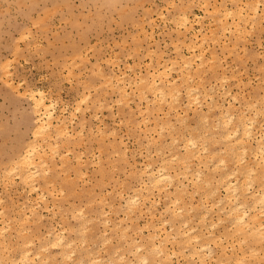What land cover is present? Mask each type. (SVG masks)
Returning a JSON list of instances; mask_svg holds the SVG:
<instances>
[{"label":"rangeland","instance_id":"374dc122","mask_svg":"<svg viewBox=\"0 0 264 264\" xmlns=\"http://www.w3.org/2000/svg\"><path fill=\"white\" fill-rule=\"evenodd\" d=\"M248 1L250 2L248 3L247 0H243V2L249 5L252 4L251 1L253 0ZM255 2H257V0H254L253 4ZM257 3L260 4L254 25L252 20L242 22V26L246 25V30L244 27H241L243 29L239 32L240 34L237 32L238 35L233 27V24L237 22L236 18L230 17L226 20L221 17L225 6L227 9H235V6L238 4L237 0H0V209H2L1 212L3 211L4 216L6 214L5 217L3 213L0 214V220L3 218L0 221V227L1 224L5 226L8 224L7 222H9L12 229L11 230L8 225L5 226L9 228L8 232L4 235L7 242L0 240V261L2 264H13L16 260L20 259L19 253L27 248L31 249L32 254L40 253L42 258L48 256V264H63L60 259L61 255H59L61 254L60 251L53 248L50 243H48V240L50 242L52 236L49 235L47 239L46 235V233L49 234L50 230L60 232V229L61 231L66 229L64 230V235L67 241H72L74 239V242H72L74 245L72 247L73 250H75L73 259L76 263L68 262L69 264H77L80 258H83L85 262L88 259L85 252L87 247H90L89 251H91L94 256L105 259V261H103L104 264L109 260L114 261L112 264H118V256L122 254H124L126 260L131 264H136L139 254H137L134 249H136L138 245H143L146 249L150 247L151 242L148 236L154 234L153 226H156L157 241L165 242L169 252L172 253L175 251L177 253L175 256L172 255V264H200L197 258L188 256V251L183 254L181 252L179 253V247L176 243L180 240L177 237V239L173 241V238L176 237V232H184L187 228H196V232L201 231L202 224L200 223V225L199 222L204 209L203 205H205L203 202H207V206L210 204L212 205L214 196L212 199L210 195H213L214 192L212 193V191H214L216 187L219 190L217 189L218 192H216L217 194L215 197H223L224 194H226L225 189L220 187L221 185L219 182L222 181L220 178L225 175L227 176L231 171L238 170V174H235V176H237L239 180L240 178L244 180L241 167L247 165L248 162L254 165L255 161L259 158V156L255 157L256 155L254 154L255 156H253L252 154L253 150L256 148V139H261L260 136H263L261 131L264 130V0H259ZM184 12H187L192 20V25H189V27L192 26V28L188 30L181 26V24H179L180 21L177 20L179 15ZM194 16L198 19L196 22H193L195 19ZM260 18L263 19L261 20ZM226 25L231 28V33L229 31L223 34L222 28ZM196 35L200 37L194 40ZM201 37L205 39L203 48L206 47L204 48L206 51L204 55V65L198 73L201 79L202 77L203 79L201 80L195 73L196 70H193V74H196V78L198 77L197 79L195 78L196 82L193 84L197 88L199 87L198 89L200 90H202L201 87H203V85L207 89L212 88V96L214 99L216 98V104L218 103L217 105L223 110L229 108L227 107L228 104L236 115V122L242 114L245 115L242 117L246 120L253 118L254 121V116L256 117L254 121V137L250 140L251 142L249 141L250 150L245 155L240 153L239 155L236 154L232 156V154H235L232 150L235 146H232L233 148L228 147L230 145L226 144L225 139H223L222 125L220 124L221 121L219 118L220 115H218L220 109L218 106L216 109L209 112L211 115V126H213V130L211 126L208 127L210 128L209 130L207 128L208 124L206 125L203 120L201 122L198 118L202 115L201 109H203V114L208 113L210 102L206 103L208 105L205 108L206 101H202L203 106H196V108L194 103L191 105V102L188 101L184 94L185 92H183L180 100V108L178 107L179 109L175 111L170 110L168 102L161 106L156 103L158 100H155V98L153 99L152 94H147L149 99L152 100L150 101L151 104H149L151 121L148 122L147 125H144L143 122L142 124L140 123L144 117H147L145 113L146 108H144V104H147V102H145L146 100H143V104H141L140 107L135 108L140 103L139 96H137L139 94L136 92L137 90L135 88H133V90L128 89V91L130 90L129 95L132 97L129 96V101H132L127 102L119 97L116 87L112 89L104 80V75H113L115 72H118L117 69L119 68L121 71L123 70L122 72H127V76L131 78L134 77L132 75V70L136 72L141 71L143 75H146L152 60L157 63L158 58L163 55L165 57L163 61L170 62L173 59L175 60L177 52L180 51V49L183 55L191 57L192 53H188L186 47L192 40L197 41V45L199 46L201 44L199 43L200 39H202ZM234 44L236 47L233 46ZM214 55L215 60H213ZM194 65L195 64H193V66ZM196 65L194 66L195 68ZM101 70L103 74L100 73L102 75H99ZM224 73L226 75L222 77ZM171 74L172 79L176 81V85L181 84V81H179L181 80L179 71H172ZM199 80L202 84L198 82ZM223 80L225 82H222L224 83V87L221 85L222 83H220ZM6 81L8 83L11 81L10 84L12 85L13 83L15 89L18 87L19 90L16 91L13 85L12 89L10 87L11 85ZM217 81L220 82L218 83ZM215 88L224 90L222 93L221 90H219L220 94L216 92L217 89ZM36 89L43 90L49 98L52 97L53 100L58 103L56 112L59 113L66 122H69V120L75 116L76 118H74L72 125H69L70 130H73L72 135H69L67 137L68 139L65 137L59 140V154L56 155L52 151L49 152L50 149H46L45 156L47 155L46 157L51 160L52 168L55 169H52L46 177H38L36 183H38V189L41 192L38 190L37 193H31L30 188L22 182L19 176L15 175L16 173H10L8 171V174L5 171L9 170V167H12L13 163L11 162L18 156L19 151L32 140L31 131L36 124V115L33 112L32 102L27 94L28 91ZM225 89L231 90L232 96L236 97L239 103H233L234 101L231 100V96H228V98L227 96L225 97ZM24 90L25 93H23ZM26 90L28 91L26 92ZM17 92H19V94ZM83 94L85 95L83 96ZM82 96L84 99L88 98V96L89 98L87 101H83L82 98L81 101L80 99ZM185 99H187L186 102L184 101ZM252 101L253 105L251 103ZM80 102L84 103L80 104ZM126 103L128 105H126ZM187 104L191 107L188 108ZM247 104H250V106ZM183 105L185 107H183ZM184 108L189 110L186 118L189 117L191 119H186V122L190 124H182L177 120V111L181 113L182 110H185ZM194 108H196V110H192ZM60 109L65 111L62 112ZM140 109L141 111L144 110V112H141L142 114L140 113ZM165 111L166 113L170 111L168 117L163 116L166 115V113H162ZM260 111L263 112L261 113ZM254 112L255 114L252 116ZM246 114L248 116H246ZM256 119H258V121ZM155 121L160 125H164H159L160 127L156 126V124L154 125ZM166 121H170L166 124L167 127L169 124L171 125L168 127L170 130L165 125ZM261 121H263V124H261ZM171 122L174 125H172ZM216 122L218 123L217 129H215L214 124ZM202 124H204L203 127L206 129L201 127ZM190 126L191 128H196V130L193 128L188 129ZM155 127L158 128L155 129ZM173 128L176 129V131ZM154 129L157 133L160 132L161 134H157L156 132L154 134ZM259 129L260 135L258 136ZM166 130L170 132L168 133ZM194 130L195 132L197 131V133L194 132L195 134L193 133V135L191 132ZM202 130L209 131V135L203 138L201 136L202 133L204 136ZM102 132L105 137L102 135ZM170 133L172 134L171 136ZM256 133L257 137H255ZM160 135H163L164 138ZM183 135L186 138L192 135L197 137V139L195 138L197 144L193 147V150L191 146L188 147L195 152L197 149L200 150V156L203 157L199 159L203 162V165L201 164L198 167L199 163L197 158L191 157L188 158L187 161L186 158L188 156L186 154V148L182 147V145L187 147V143L183 140V138H185ZM216 135L218 137L221 135L219 140H217L218 137ZM170 137H173V139L175 137L177 143L175 142V144H173V139ZM153 138L155 140H153ZM170 139L172 141H170ZM189 139L190 138L186 139V142ZM147 141L148 143L150 142L149 145ZM203 144L205 146H203ZM224 144L227 148L224 147ZM43 145L45 146L46 144ZM202 146L207 149L205 150ZM222 149L224 150L222 151ZM170 151H172V153H170ZM238 151L241 152V150ZM238 151L235 152L237 153ZM52 153L54 156H50L53 155ZM124 153H126V155H124ZM214 153L216 156H213ZM61 154L66 155L64 157L66 160H69L65 161V158L62 157ZM173 154L177 155V162L176 160H168L170 163L167 162L168 167H172L170 171L174 176L173 185L165 188V192L162 190L161 193L155 191L154 194L156 193V196L153 195L146 201L144 199L141 200L137 204L138 206L136 205L137 207H134L133 212L127 210L125 206L126 198L134 194V189L143 192L141 172L145 164L151 162L155 166H159L161 165L160 163H162V158L167 157V159H171ZM211 154L212 158H210ZM237 155L240 157L242 156V158L239 157L240 159H243V157L245 159L244 161L242 160V164L240 165H238L239 163H235L236 160H234L237 158L236 162L240 161L239 158L236 157ZM223 156L224 158L220 160ZM146 157H148V159ZM183 159L184 161H182ZM210 159H212V161ZM249 159H251V161ZM146 160H149V162ZM185 160L188 163L185 162ZM209 160L211 162L210 164ZM222 160L225 161V164L228 166L225 164L222 165ZM220 161H222V168L220 167L221 165L218 166L219 164H217L218 167L215 165ZM211 164L215 165L216 168L213 166L211 167ZM131 166L132 168H130ZM187 166L190 170L188 168L189 171L186 169L187 171L185 172L184 169ZM225 166L226 168H224ZM181 168H183V170ZM199 168L203 171L202 181H200L202 183H196V172H198ZM139 169H141V172H139ZM260 169L258 171H261ZM172 170H174V172ZM195 170L197 171L195 172ZM182 173H184V175L185 173L189 175L187 177L186 175L182 177ZM5 174L9 177H6ZM190 174L193 175V182L189 180L191 178ZM79 177H83L84 179H79ZM12 178L14 179L12 180L13 182L11 181ZM226 179H228V177ZM144 180H146V177H144ZM195 180L196 182L194 183ZM229 180H234V178ZM204 181L207 183H204ZM192 185L197 186V188ZM257 185L256 183L250 190H258L259 185ZM175 186H177L178 189H176ZM206 186L207 189L204 190ZM208 189H210L209 193H212H208L211 199L209 196L205 198V193L208 192ZM58 190L62 195L59 194ZM42 193L46 195L44 200L38 198L40 196L36 197L37 194ZM190 194H193V196ZM208 198L211 201H207ZM180 199L181 201H179ZM170 200H177L178 204L172 206L169 202ZM151 203L153 206H151ZM33 204L35 207L37 204L40 207H34L36 214L30 216V207ZM46 206L50 207L47 208ZM177 208H182L180 209L181 213L180 211L176 212L180 214L181 217L176 216L177 218L175 219L171 212ZM80 210L84 213V217L82 216L83 218L79 215ZM77 211L79 214L74 217ZM124 211L126 212L124 213ZM141 211H143V213L138 214ZM182 212L185 213L184 216L181 215L183 214ZM101 214L104 215L102 216ZM25 215L30 218L23 217ZM89 218L93 220L91 221ZM216 218H218V213H216V216L215 213H213L212 220L207 219V223L210 224L211 221L216 222L218 220H216ZM189 219L191 221H189ZM23 220H26V222ZM105 220L108 221L107 224ZM224 220H226L227 223ZM185 221L188 223H184ZM223 221V223L222 221L221 223L219 222V224L217 223V228L210 230L208 227V234L206 230H203V232L205 231V236H207H204V238L212 239V237L208 238L209 234L212 233L210 231H213L217 236L227 235V237L224 238L227 244L224 242V246L228 247V255H230V253L232 255L233 253L239 252V248H242L246 252L248 251L247 254L249 251L256 248L257 245L250 239H247L244 243L240 235L236 234L232 236L233 238L228 236L232 234L234 229L229 226L230 222L226 217L225 219L223 218ZM163 222H167V224ZM169 222L170 225L168 224ZM178 222L182 224L180 225ZM183 224H187L188 226ZM177 225H180V230L177 229L179 228ZM194 225L197 227H194ZM80 226L81 228H79ZM174 226L176 228H174ZM85 227H87V230ZM157 227L159 229H157ZM121 229L124 233H122L123 231ZM139 229L142 231H138ZM222 230H224L223 233L221 232ZM18 231L20 232L18 233ZM24 231H26L28 235ZM84 231L87 232L85 233ZM77 232L80 233L77 234ZM103 232L104 238L102 237ZM166 234H172L168 243L165 241ZM44 235L46 237H44ZM85 236L88 238L87 240H84L86 239ZM90 238L92 240H89ZM108 238L111 241H108ZM241 240L243 241L242 247L237 244V241L240 243ZM105 241L106 245H104ZM7 243H9V246H7ZM24 244H27L26 247ZM245 244H248L247 247ZM42 246L43 248L41 249ZM213 247L217 255L219 247H215L214 245ZM105 248H107V251L104 250ZM37 249L38 252H36ZM47 249L49 251H47ZM117 249H119V252ZM131 249L132 252L135 251V253L133 252L134 254L130 252ZM260 249L264 252V241ZM96 250L97 252H95ZM114 250L118 253H115ZM134 255V258L137 259H135V261L133 259ZM248 255V262L246 261V263L256 264L257 259L253 256H251L250 259V255ZM155 258V261L159 259L157 255ZM36 260L35 263L31 262L29 264H38L39 259ZM207 260L210 261V259ZM262 264H264V259L262 260Z\"/></svg>","mask_w":264,"mask_h":264},{"label":"bare ground","instance_id":"6f19581e","mask_svg":"<svg viewBox=\"0 0 264 264\" xmlns=\"http://www.w3.org/2000/svg\"><path fill=\"white\" fill-rule=\"evenodd\" d=\"M236 1V0H235ZM238 1V4L235 6V9L233 10V9H227L226 8V6H225V8H224V11H223V14H221L222 16L221 17H223V18H225L226 20L228 19V18H230V17H233V18H236V20H237V22H235V24H233L234 26V29H235V32L237 33H239V32H241L242 31V29L243 28H241V27H244L245 28V30H246V25H243L242 26V22H247V21H249V20H252L253 21V25H254V23H255V20L257 19V14H258V9H259V4L257 3V2H259V0H257V2H255L254 4H253V2H254V0L253 1H251L252 2V4L251 5H249L248 3L250 2V1H248L247 0V2L248 3H246V2H243V0H237ZM245 1V0H244ZM205 4V3H204ZM223 9V8H222ZM218 10H219V8H218ZM220 12V11H219ZM197 17V16H196ZM194 18H195V16H194ZM193 18V19H194ZM221 19V18H220ZM261 19V18H260ZM263 19V18H262ZM261 19V20H262ZM177 20H179L180 21V23L179 24H181V26H183V27H185L186 28V30H188L189 28H192V26L191 27H189V25H192L191 23H192V20H191V17L188 15V13L186 12H184V13H181L180 15H179V18L177 19ZM198 19H194V21L193 22H196ZM178 21V22H179ZM234 23V22H233ZM247 24V23H246ZM230 25V24H229ZM217 26V25H216ZM203 28V27H202ZM252 28H253V26H252ZM200 29V28H199ZM212 30V29H211ZM233 30V29H232ZM230 31V33H231V28L230 27H228V25H226V26H224L223 28H222V33L223 34H226V32H229ZM192 32V31H191ZM237 33V34H238ZM196 34V33H195ZM240 34V33H239ZM238 34V35H239ZM213 36V35H212ZM200 37V36H199ZM197 35L195 36V38H194V40H196L197 38H199ZM202 39H200V42L199 43H201L199 46L197 45L198 44V42L197 41H194V40H192V41H190L189 42V44L187 45V50H188V53L190 52V53H192V56L191 57H188V56H186V55H183L182 53H181V49H180V51H178L177 52V57L175 58V60L173 59V60H171L170 62H165V61H163V59L165 60V57L162 55V56H160L159 58H158V60H157V63H155L153 60L151 61V65H149V68H148V71H147V74L146 75H143V73L141 72V71H139V72H136V71H133L132 70V72H133V76L134 77H128L127 76V72H122L121 71V69L119 68V69H117L118 70V72H115L113 75H104V80H105V82H106V84L107 85H109V87H111L112 89L114 88V87H116V89H118V95H119V97L121 98V99H124V100H126L127 102L129 101V92H130V90H133V88H135L136 90V92L139 94V95H137V96H139V99H140V103L135 107V108H138V107H140L141 106V104H143V100H146L145 102H147V104H144L145 106H144V108H146V114H147V117L145 118L144 117V119H142V121H141V123L140 124H142V122H143V124L144 125H147V123L148 122H150L151 121V119H150V117H151V113H150V105L149 104H151V102L150 101H152V100H150L149 99V97H148V95L147 94H152L153 95V99L155 98V100L157 99L158 101H160V102H156L157 104H159V105H161L162 106V104L164 105V103H166V102H168L169 104L168 105H170V110H177V109H179L180 108V100H181V95L183 94V92H185L184 94L186 95V98L188 99V101L189 102H191V105L194 103V106L196 107V106H203V103H202V101H206L205 102V104L206 103H209L210 102V105L208 106V113L207 114H203V109H201V112H202V115H200V117L198 118V119H200L201 120V122H202V120L206 123V125L208 124V126H207V128L209 127V126H211V115H210V113L209 112H211V111H213L214 109H216L217 108V104H216V98L214 99V97L212 96V94H213V89L211 88V89H207L204 85H203V87H201L202 88V90H200V89H198L193 83L194 82H196V80H195V78H196V74L198 75V77H200V74L198 73L199 72V70L201 69V67L204 65V55H205V51H206V49H204V48H206V47H204L203 48V44H204V42H205V39L203 38V37H201ZM216 39V38H215ZM233 46H235V44L233 45ZM236 47V46H235ZM179 48V47H178ZM178 50V49H177ZM215 54V53H214ZM191 55V54H190ZM189 55V56H190ZM216 55V54H215ZM215 55H214V59L213 60H215ZM211 60V59H210ZM209 61V60H208ZM212 61V60H211ZM213 62V61H212ZM196 63H197V65H196ZM211 63V62H210ZM193 64H195L196 65V68L193 66ZM215 64V63H214ZM214 66V65H213ZM6 67V66H5ZM4 67V68H5ZM100 67V66H99ZM113 67V66H112ZM200 67V68H199ZM213 68V67H212ZM101 69V68H100ZM130 69H132V68H130ZM129 69V70H130ZM193 70H196V74H193ZM226 70V69H225ZM115 71V70H114ZM172 71H176V72H178L179 71V76H180V78H181V80H179V81H181V84H179V85H176V81L175 80H173L172 79V74H171V72ZM100 73H102V70H101V72H99V75H102V74H100ZM205 73V72H204ZM225 73H224V76H222V77H225ZM5 76V75H4ZM197 77V78H198ZM227 77V76H226ZM196 78V79H197ZM176 79V78H175ZM200 79H201V77H200ZM202 79H203V77H202ZM201 79V80H202ZM223 79V78H222ZM225 79V78H224ZM227 79V78H226ZM241 81V80H240ZM7 82V81H6ZM198 82H200V80L198 81ZM218 82V81H217ZM220 82V81H219ZM218 82V83H219ZM222 82H224V80L223 81H221L220 83H222ZM8 83V82H7ZM10 83H11V81H10ZM10 83H8V84H10ZM201 83V82H200ZM225 83V82H224ZM224 83H222L221 85H223V87H224ZM202 84V83H201ZM11 85V84H10ZM12 85H13V83H12ZM12 85L10 86L12 89H13V87H14V85H13V87H12ZM227 85V84H226ZM16 86H18V85H16ZM181 86V87H180ZM212 86H213V84H212ZM223 87H221V88H223ZM182 88H183V90H182ZM209 88H210V85H209ZM232 88V87H231ZM14 89H15V87H14ZM128 89H130L129 91H128ZM215 89H217V88H215ZM16 91H18L19 89H18V87L15 89ZM219 90H221L220 88H219ZM219 90L217 89L216 90V92H219ZM224 89H222L221 90V93H222V91H223ZM28 90H26V92H27ZM18 94H19V92H17ZM23 93H25V90H24V92ZM220 93V92H219ZM220 93V94H221ZM108 94V93H107ZM110 94V93H109ZM28 97L30 98V100H31V102H32V108H33V112H34V114L36 115V117H35V120H36V124H35V126H34V128L32 129V140L22 149V150H20L19 151V154H18V156L14 159V161L13 162H11V163H13V165H12V167H9V170H7V171H5L6 173H8V171L10 172V173H12V172H14V173H16L15 175H17V176H19V178L22 180V182L28 187V188H30V192L32 193V192H36L37 193V191L39 190L38 189V183H36L37 182V178L38 177H40V176H45L46 177V175L49 173V172H51L52 171V169H55V168H52V165H51V160L49 159V158H47L46 156H45V151H46V149L48 148V150H49V152H53L54 154H59V140L60 139H62V138H67L69 135L71 136L72 135V131L73 130H70V126L69 125H72V123H73V120H74V118H76V116L74 115V114H72L73 116H75V117H73L72 119H70L69 120V122H66L62 117H61V115H59V113H57L56 112V108L58 107L57 105H58V103L56 102V101H54L53 100V98H52V100H51V98H49L48 97V95L43 91V90H40V89H36V90H31V91H28ZM85 94H83V96H84ZM133 95V94H132ZM136 95V94H135ZM224 95H225V97L227 96V98H228V96H231V100L232 101H234L233 103H239V101H238V99L236 98V97H234V96H232V94H231V90H226L225 89V91H224ZM81 97V101H82V98H83V101H87V99L89 98V96H88V98H85L84 99V97ZM221 96V95H220ZM219 96V97H220ZM223 96V95H222ZM86 97V96H85ZM131 97V96H130ZM134 97V96H133ZM132 98V97H131ZM221 98V97H220ZM128 99V100H127ZM187 99H185L184 101L186 102V100ZM255 99V98H254ZM155 100H154V102H155ZM246 100V99H245ZM132 101V100H131ZM131 101H129V102H131ZM188 101H187V103H188ZM227 101V100H226ZM258 101V100H257ZM256 101V102H257ZM118 102V101H117ZM221 102V101H220ZM228 102V101H227ZM83 104L84 102H80V104ZM119 103H121V102H119ZM155 103V104H156ZM250 103V102H249ZM252 103V105H253V101L251 102ZM78 104H79V102H78ZM156 104V105H157ZM196 104V105H195ZM198 104V105H197ZM230 104V103H229ZM232 104V103H231ZM126 105H128L127 103H126ZM189 104H187V106H188ZM207 105L208 104H206L205 105V108L207 107ZM248 105V104H247ZM78 106V105H77ZM80 106V105H79ZM248 106H250V104L248 105ZM247 106V107H248ZM160 107V106H159ZM158 107V108H159ZM179 107V108H178ZM183 107H185L184 105H183ZM191 106H188V108H190ZM223 107V106H222ZM227 107H229V108H227L226 110L224 109H221V107L220 106H218V108L220 109L219 111V113H218V115H220V121H221V125H222V132H223V139H225V141H226V144H228V145H230V146H228V147H231V148H233L232 146H235L234 147V149H232L234 152L233 153H235V154H232V156H235L236 154H240V153H243L244 155L245 154H247L248 153V151L250 150L249 149V147H250V144H248L249 143V141L250 140H252L253 139V132H254V129H255V127H254V121H255V116H254V121H253V118H251V119H248V120H246V119H244L242 116H245V115H243L242 113V116H240L239 114H237V115H239L240 116V118L237 120V122H236V115L234 114V112L231 110V107L230 106H228V104H227ZM88 108H89V106H88ZM143 108V109H144ZM182 108V107H181ZM187 108V109H188ZM197 108V107H196ZM196 108H194V109H192V110H196ZM237 108V107H236ZM63 109V108H62ZM80 109V108H79ZM160 109V108H159ZM185 109V108H184ZM260 109V108H259ZM262 109H263V107H262ZM261 109V110H262ZM61 110V109H60ZM77 110H78V108H77ZM181 110V109H180ZM247 110V109H246ZM62 112L63 111H65V110H61ZM174 111V112H175ZM189 110H182V112L180 113V111L178 112L177 111V113L176 114H178L177 115V120H178V122H180V123H182V124H188L189 122H186V119L187 120H189V119H191V118H186L187 117V112H188ZM242 111H244V110H242ZM258 111V110H257ZM264 111V110H263ZM263 111H260L261 113L263 112ZM59 112V111H58ZM78 112V111H77ZM79 112H80V110H79ZM141 112H144V110L143 111H141V109H140V113ZM159 112V111H158ZM169 112L170 111H168V113H166V111L165 112H162L163 114L164 113H166V115H163V116H169L170 114H169ZM192 112V111H191ZM259 112V111H258ZM157 113V112H156ZM160 113H161V111H160ZM205 113V112H204ZM61 114V113H60ZM142 114V113H141ZM175 114V115H176ZM182 114H184V115H182ZM191 114V113H190ZM193 114V113H192ZM201 114V113H200ZM255 114V112L252 114V116ZM157 115H158V113H157ZM257 115V114H256ZM261 115V114H260ZM264 115V114H263ZM197 116V115H196ZM246 116H248L247 114H246ZM160 117H162V116H160ZM213 117V116H212ZM242 117V118H241ZM214 118V117H213ZM216 118V117H215ZM248 118V117H247ZM164 120H166V119H164ZM163 120V121H164ZM169 120V119H168ZM199 120V121H200ZM257 121H258V119H256ZM71 121V122H70ZM198 121V122H199ZM263 121H264V119H263ZM263 121H261L262 123L261 124H263ZM153 122V121H152ZM156 122V121H155ZM154 122V125L156 124V126H159L160 124H158L157 122L155 123ZM168 122H170V121H166L165 122V125L168 123ZM177 122V123H178ZM201 122H200V124H201ZM173 123H174V121H173ZM257 123V122H256ZM260 123V122H259ZM139 124V125H140ZM171 124H172V122H171ZM190 124V123H189ZM215 124V129H217L218 128V126H217V122L216 123H214ZM261 124H259V125H261ZM134 125V124H133ZM164 125V124H163ZM162 124L160 125V126H163ZM172 125H174V124H172ZM178 125H179V123H178ZM203 125L204 124H202V126L201 127H203ZM232 125H233V127H232ZM235 125V126H234ZM159 126V127H160ZM169 126H171L170 124L168 125V127ZM187 126V125H186ZM199 126V125H198ZM197 126V127H198ZM217 126V127H216ZM85 127V126H84ZM166 127H167V125H166ZM167 127V128H168ZM183 127V126H182ZM261 127V126H260ZM144 128V127H143ZM156 128H158V127H155V129ZM172 128V127H171ZM192 129L191 128V126L190 127H188V129ZM199 128V127H198ZM204 128V127H203ZM213 128V126H211V129ZM262 128V127H261ZM260 128V129H261ZM264 128V127H263ZM101 129V128H100ZM154 129V134H155V132H156V130ZM166 129V128H165ZM169 129V128H168ZM174 129V128H173ZM193 129H195L196 130V128H193ZM202 129V128H201ZM204 129H206V128H204ZM209 130H210V128H208ZM207 129V130H208ZM260 129H259V134H258V136L260 135ZM92 130V129H91ZM146 130V129H145ZM159 130H160V128H159ZM162 130H164V129H162ZM170 130V129H169ZM167 131L168 133L170 132V131ZM175 131H176V129H174ZM183 130H185V129H183ZM195 130L193 131V132H191L192 134L195 132ZM203 131L204 132V136H203V133L201 134V136L203 137V138H205L206 136H208L209 135V131ZM213 130V129H212ZM263 130V129H262ZM100 131V130H99ZM99 131H98V133H99ZM264 131V130H263ZM263 131H261L262 133H263V136H260L261 137V139H256V148L253 150V156H255V157H257V156H259V158L255 161V164L254 165H252L251 163L249 164V162H248V164L247 165H245V166H242L241 168H242V170H243V175H244V180H241V178H240V180L238 179V177L237 176H235V174H238V170H234L233 172L231 171V173H229L225 178L224 177H222V178H220V179H222V181H220L219 182V184L221 185L220 187H223L224 189H225V193L226 194H224V196L223 197H215V195L217 194L216 192H218L217 191V187H216V189L214 190V191H212V193H213V195H210V196H212V199H213V196H214V200L212 201V205L210 204L209 206H207L206 204H207V202H203L205 205H203L204 206V209H203V212H202V214H201V217H200V222H199V224L201 223L202 224V230L201 231H199V232H196V228L195 229H193V228H190V229H188L187 227H185L187 224H183V225H185L184 227L185 228H187V230L186 231H184V232H182V231H177L176 232V237L175 238H173V241H174V239H177V237H178V239L180 240L179 242H177L176 243V245L179 247V253L181 252L182 254L184 253V252H186V251H188V256H190V257H194V258H197L198 259V261L200 262V264H247L246 263V261H247V255L250 257V259H251V256H253V257H255L257 260H256V264H262V260L264 259V252L260 249V246H262V243H263V241H264V132ZM82 132V131H81ZM104 132V131H103ZM102 132V133H103ZM115 132V131H114ZM256 132V131H255ZM79 133V132H78ZM157 133V132H156ZM177 133V132H176ZM182 133V132H181ZM188 133V132H187ZM195 133H197V131L195 132ZM194 133V134H195ZM200 133V132H199ZM261 133V134H262ZM149 134V133H148ZM157 134H161L160 132L159 133H157ZM177 134H179V133H177ZM176 134V136L178 137V135ZM190 134V133H189ZM193 134V135H194ZM212 134V133H211ZM77 135V134H76ZM78 135H80V134H78ZM104 137H105V135H104V133L102 134ZM110 135V134H109ZM147 135V134H146ZM172 134L170 133V136H171ZM189 136L188 138H190L189 140H187V142H186V139H188V138H186L184 135H183V137H185V138H183V140H184V142L185 143H187L186 145H187V147H185L184 145H182V147L183 148H186V154H187V161H188V158H197L198 160V167H199V165H203V162L202 161H200V159L199 158H202L203 156H200V150L199 149H197L196 150V152L195 151H192L193 150V147H195L196 146V142H197V137H195V136ZM111 136V135H110ZM114 136V135H113ZM160 136H162L163 138H164V136L163 135H160ZM175 136V135H174ZM182 136V135H181ZM211 136V135H210ZM215 136V135H214ZM217 136V135H216ZM221 136V135H220ZM219 136V137H220ZM162 137H161V139H162ZM169 137V136H168ZM176 137V138H177ZM200 137V136H199ZM218 137V136H217ZM219 137H218V139L217 140H219ZM255 137H257V133H256V135H255ZM83 138V137H82ZM170 138H172L173 139V137H170ZM196 138V139H195ZM212 138H213V136H212ZM68 139V138H67ZM151 139V138H150ZM156 139H158V138H156ZM161 139H159V140H161ZM201 139V138H200ZM215 139V138H214ZM148 140V139H147ZM153 140H155L154 138H153ZM216 140V141H217ZM255 140V139H254ZM150 141V140H149ZM168 141V140H167ZM170 141H172L171 139H170ZM203 141V140H202ZM205 141V140H204ZM215 141V142H216ZM175 142L177 143V141H176V139H175V137H174V139H173V144H175ZM184 142H183V144H184ZM251 142V141H250ZM153 143H156V142H153ZM168 143V142H167ZM172 143V142H171ZM202 143V142H201ZM201 143H199V144H201ZM43 144H46L45 146L43 145ZM147 144L149 145L150 144V142L148 143V141H147ZM189 144V145H188ZM215 144V143H214ZM159 145V144H158ZM225 145V144H224ZM47 146V147H46ZM115 146V145H114ZM156 146V145H155ZM166 146H168V145H166ZM172 146H174V145H172ZM188 146H191L192 147V150H190L189 149V147ZM203 146H205L204 144H203ZM202 146V147H203ZM46 147V148H45ZM149 147V146H148ZM169 147V146H168ZM190 147V148H191ZM224 147H226L227 148V146L225 145ZM252 147V146H251ZM165 148V147H164ZM171 148V147H170ZM197 148H199V147H197ZM205 150L207 149V148H205V147H203ZM209 148V147H208ZM168 149V148H167ZM172 149V148H171ZM170 149V150H171ZM202 149V148H201ZM203 149V150H204ZM105 150V149H104ZM161 150V149H160ZM159 150V151H160ZM165 150H166V148H165ZM202 150V151H203ZM204 150V151H205ZM224 149H222V151H223ZM238 150H241V152H239ZM70 151V150H69ZM158 151V152H159ZM175 151V150H174ZM185 151V150H184ZM231 151V150H230ZM235 151H238L237 153L235 152ZM68 152V151H67ZM125 152V151H124ZM52 153V154H53ZM168 153H169V151H168ZM170 153H172V151H170ZM206 153V152H205ZM222 153V152H221ZM54 154L53 155H50V156H54ZM209 154V153H208ZM207 154V155H208ZM242 154V155H243ZM255 154V155H254ZM48 155H49V153H48ZM124 155H126V153H124ZM152 155V154H151ZM164 155H166V154H164ZM203 155H204V152H203ZM236 156V157H240V156ZM243 155V156H244ZM61 156L62 157H64V156H66V155H62L61 154ZM60 156V157H61ZM80 156H81V154H80ZM184 156V155H183ZM200 156V157H199ZM205 156V155H204ZM209 156V155H208ZM211 157L210 158H212V154L210 155ZM213 156H216L215 155V153H214V155ZM119 157V156H118ZM126 157V156H125ZM235 157V158H236ZM248 157V156H247ZM254 157V158H255ZM65 158V157H64ZM79 158V157H78ZM147 159H148V157H146ZM224 158V156L223 157H221L220 158V160L221 159H223ZM240 158H242V156L240 157ZM239 158V162H236L237 161V158L236 159H234V160H236L235 161V163H239L238 165H240V164H242V160L244 161L245 159H244V157H243V159H240ZM249 158V157H248ZM54 159V158H53ZM81 159V158H80ZM177 159V155H175V154H173L172 156H171V159L169 158V159H167V157H164V158H162V163H160L161 165H159V166H155L153 163H148V164H145V166H144V169L142 170V172L140 171L141 169H139V172H141L142 174H141V178L143 179V181H142V186H143V192H140V191H137L138 189H134L135 191H133V195H129V197L128 198H126V200H125V206H126V208H127V210H129L130 212L132 211H134L133 209H134V207L136 208L138 205V203L141 201V200H147V199H149L151 196H153V195H155L154 194V192L156 191V192H160L161 193V190L163 191V192H165V188H168V187H170V186H172L173 185V182H174V176L172 175V173H171V171H170V169L172 168H169L168 167V163L167 162H169L168 160H170V161H175ZM185 159V158H184ZM184 159L182 160V161H184ZM67 160H69V159H67ZM66 160V158H65V161H67ZM98 160H99V158H98ZM107 160V159H106ZM152 160V159H151ZM211 161H212V159H210ZM210 160H209V164L211 163L210 162ZM248 160V159H247ZM250 161H251V159H249ZM82 161V160H81ZM100 161V160H99ZM126 161H128V160H126ZM147 161V160H146ZM186 160H185V162H187ZM223 161V160H222ZM222 161H220L219 163H216L215 165H216V167H218V166H220L221 165V162ZM147 162H149V160L147 161ZM160 162H161V160H160ZM176 162H177V160H176ZM181 162V161H180ZM230 162V161H229ZM241 162V163H240ZM247 162V161H246ZM245 162V163H246ZM83 163V162H82ZM94 163V162H93ZM170 163V162H169ZM174 163V162H173ZM188 163V162H187ZM192 163V162H191ZM206 163V162H205ZM205 163H204V166H205ZM226 162L225 161H223L222 162V165H224ZM64 164V163H63ZM206 164H208V163H206ZM217 164H219L218 166H217ZM65 165V164H64ZM63 165V166H64ZM82 165H84V164H82ZM98 165H99V162H98ZM184 165H186V164H184ZM183 165V166H184ZM187 165H189V164H187ZM215 165H212L211 164V167L213 166V167H215ZM220 166L221 168L223 167V166ZM225 165H227V164H225ZM244 165V164H243ZM112 166V165H111ZM133 166V165H132ZM132 166L130 167V168H132ZM177 166V165H176ZM180 166H182V165H180ZM228 166V165H227ZM101 167V166H100ZM207 167V166H206ZM215 167V168H216ZM66 168V167H65ZM134 168H135V166H134ZM185 168V167H184ZM188 166L184 169L185 170V172L188 170ZM208 168V167H207ZM207 168H206V170H207ZM224 168H226V166L224 167ZM261 168V169H260ZM178 169V168H177ZM182 170H183V168H181ZM187 169V170H186ZM198 169V168H197ZM218 169V168H217ZM261 170V171H258V170ZM135 170V169H134ZM180 170V169H179ZM189 170H190V168H189ZM188 170V171H189ZM222 170V169H221ZM70 171V170H69ZM78 171V170H77ZM173 172H174V170H172ZM197 170H195V172H196ZM4 172V171H3ZM65 172H66V170H65ZM64 172V173H65ZM131 172H132V170H131ZM135 172V171H134ZM177 172V171H176ZM181 172V171H180ZM210 172V171H209ZM63 173V174H64ZM85 173H86V171H85ZM178 173V172H177ZM190 173H192V172H190ZM197 173V175H196V179H197V182H196V180L194 181V183L196 182V183H198V182H200V181H202V173H203V171L201 170V168H199V170H198V172H196ZM213 173H214V171H213ZM9 174V173H8ZM83 174V173H82ZM183 174V176L182 177H184L185 175H186V173H185V175H184V173H182ZM193 174V173H192ZM85 175V174H84ZM133 175V174H132ZM175 175V174H174ZM177 175V174H176ZM180 175V174H179ZM189 175V174H188ZM188 175H186V177L188 176ZM5 176L7 177L8 175H6L5 174ZM4 176V177H5ZM68 176V175H67ZM192 176L193 175H191L190 174V179L189 180H191L192 181ZM241 176V175H240ZM5 177V178H6ZM9 177V176H8ZM13 177V176H12ZM15 177V176H14ZM69 177V176H68ZM144 177H146V180H144ZM228 177V179H226ZM237 177V178H236ZM4 178V179H5ZM16 178V177H15ZM83 177H79V179H82ZM177 178H178V176H177ZM195 178V177H194ZM232 178H234V180H229V179H232ZM8 179V178H7ZM20 179H19V181H20ZM75 179V178H74ZM84 179V178H83ZM12 180H14L13 178L11 179V181ZM188 180V181H189ZM51 181V180H50ZM141 181V180H140ZM13 182V181H12ZM183 182V181H182ZM193 182V181H192ZM191 182V183H192ZM209 182V181H208ZM218 182V181H217ZM194 183H192V184H194ZM200 183H202V182H200ZM204 183H207V182H205L204 181ZM258 184L257 186H258V190L256 189V191H251L250 189H252V187H254V185L255 184ZM73 184V183H72ZM182 184V183H181ZM51 185V184H50ZM179 185V184H178ZM198 185V184H197ZM207 185V184H206ZM59 186V185H58ZM60 186H61V184H60ZM59 186V187H60ZM181 186V185H180ZM180 186H178V187H180ZM193 186V185H192ZM195 186V185H194ZM193 186V187H194ZM256 186V187H257ZM139 187H140V185H139ZM196 188H197V186H195ZM27 188V189H28ZM58 188V187H57ZM175 188L176 189H178L177 188V186H175ZM181 188V187H180ZM179 188V189H180ZM42 189V188H41ZM45 189H46V187H45ZM205 189H207V186L204 188V190ZM56 190V189H55ZM60 190V189H59ZM59 190H58V192H59ZM167 190V189H166ZM169 190H170V188H169ZM209 190L210 189H208L207 191V193H205L206 194V197H205V194H204V192H203V194H204V197L205 198H207V196H209V194L211 193H209ZM219 190V189H218ZM40 191V190H39ZM60 191H62V190H60ZM64 191V190H63ZM123 191V190H122ZM176 191V190H175ZM30 192H29V190H28V193L30 194ZM41 192V191H40ZM57 192V193H58ZM177 192V191H176ZM80 193V192H79ZM184 193V192H183ZM182 193V194H183ZM195 193H196V195H197V192L195 191ZM209 193V194H208ZM211 193V194H212ZM59 194H61L60 192H59ZM169 194V193H168ZM180 194H181V191H180ZM179 194V195H180ZM189 194V193H188ZM220 194V193H219ZM62 195V194H61ZM118 195V194H117ZM119 195H121V194H119ZM190 195H192L193 196V194H190ZM38 196H40V197H38ZM156 196V195H155ZM154 196V197H155ZM176 196V195H175ZM209 196V197H210ZM36 197H38V198H40L41 200H44L45 199V197H46V195L44 194V193H42V194H37V196ZM183 198V197H182ZM31 199V198H30ZM99 199H101V198H99ZM153 199V198H152ZM151 199V200H152ZM166 199H167V197H166ZM177 199V198H176ZM203 199V198H202ZM210 199H211V197H210ZM209 198H208V200L207 201H209L210 200ZM1 200V199H0ZM28 200V199H27ZM102 200V199H101ZM101 200H100V202H101ZM204 200H206V199H204ZM32 201V200H31ZM39 201V200H38ZM179 201H181V199L179 200ZM211 201V200H210ZM2 202V201H1ZM42 202V201H41ZM40 202V203H41ZM143 202V201H142ZM153 202H154V200H153ZM152 202V203H153ZM170 202V204L172 205V206H175L176 204H178V202H177V200L175 201H169ZM49 203V202H48ZM151 203V204H152ZM155 203V202H154ZM157 203V202H156ZM105 204V203H104ZM118 204H120V203H118ZM142 204V203H141ZM144 204V203H143ZM158 204V203H157ZM200 204H202V203H200ZM56 205V204H55ZM89 205H91V204H89ZM137 205V206H136ZM145 205V204H144ZM185 205V204H184ZM183 205V206H184ZM37 206H39L38 204L36 205V207ZM151 206H153V204L151 205ZM150 206V207H151ZM182 206V207H183ZM34 207H35V205L33 204V205H31V207H30V216H34L36 213H35V209H34ZM35 207V208H36ZM40 207V206H39ZM47 208H49L48 206H46ZM58 207V206H57ZM140 207V206H139ZM168 207V206H167ZM145 208V207H144ZM57 209V208H56ZM62 209V208H61ZM82 209V208H81ZM103 209V208H102ZM139 209H141V208H139ZM150 209V208H149ZM167 209V208H166ZM173 209V208H172ZM172 209H171V211H172ZM180 209H182V208H180ZM180 209H175V210H173V212H171V213H173V215L172 216H174L175 217V219L177 218L176 216H180V214H178V213H176L177 211H180ZM192 209V208H191ZM217 211H216V210ZM1 210L2 209H0V214L1 213H3V211L1 212ZM25 210V209H24ZM54 210V209H53ZM79 210V209H78ZM83 210H85V209H83ZM142 210V209H141ZM194 210V209H193ZM215 210V211H214ZM23 211V210H22ZM28 211H29V209H28ZM104 211V210H103ZM149 211V210H148ZM191 211V210H190ZM78 212V211H77ZM76 212V214H74L75 216L74 217H76V215L77 214H79V212H80V214L79 215H81V218H83L84 217V213H82V211L80 210L78 213ZM126 211H124V213H125ZM167 212V211H166ZM186 212V211H185ZM103 213V212H102ZM141 213H143V211H141L140 213H138V214H141ZM176 213V214H175ZM180 213H181V211H180ZM183 214H181L182 216H184V212H182ZM213 213H215V216H216V213H218V218H216V220L218 221H216V222H213V221H211V223L210 224H208L207 223V219L209 220V219H211L212 220V217H213ZM65 214V213H64ZM114 214V213H113ZM133 214V213H132ZM178 214V215H177ZM102 215V214H101ZM100 215V216H101ZM104 215V214H103ZM102 215V216H103ZM125 215V214H124ZM129 215V214H128ZM2 216V215H1ZM3 216H4V213H3ZM5 216H6V214H5ZM4 216V217H5ZM67 216V215H66ZM72 216H73V214H72ZM72 216H71V218H72ZM78 216V215H77ZM83 216V217H82ZM86 216V215H85ZM200 216V215H199ZM23 217H28V218H30L29 216H23ZM181 217V216H180ZM180 217H178V218H180ZM211 217V218H210ZM225 217L229 220V222H230V225L229 226H231L233 229H234V231L232 232V234H230V235H228V236H234V235H240V236H242V240L244 241V243L247 241V239H250L252 242H254V244L255 245H257L256 246V248L255 249H250L251 251H249V253L247 254V252L245 251V250H243L242 248H239L240 250H239V252H237V253H233L232 255H231V253H230V255H228V253H227V248L228 247H225L224 245V242H225V237H227V235L225 236V235H216L215 233H213V231H210V232H212V233H210L209 234V236H208V238L209 237H212V239H205L204 238V236H205V234H204V232H203V230H206V232H207V229H209L210 228V230L211 229H214V228H217V226H218V224H219V222L221 223V221H222V223L225 221L226 222V220H224L223 221V218L225 219ZM42 218V217H41ZM79 218H80V216H79ZM183 218V217H182ZM192 218V217H191ZM3 218H1V220H2ZM23 219V218H22ZM0 220V221H1ZM26 220H28V219H26ZM26 220H23L24 222H26ZM66 220V219H65ZM89 220H93V219H90L89 218ZM120 220V219H119ZM182 220V219H181ZM9 221V220H8ZM88 221V220H87ZM86 221V222H87ZM109 221H110V219H109ZM176 221V220H175ZM189 221H191L190 219H189ZM199 221V220H198ZM22 222V221H21ZM40 222V221H39ZM88 222H90V221H88ZM170 222H171V220H170ZM170 222L168 223L169 225H170ZM182 222V221H181ZM179 223L180 225L182 224V223ZM6 223V222H5ZM4 223V224H5ZM8 224V226H9V228L11 229V224L9 223V222H7ZM19 223V222H18ZM103 223V222H102ZM105 223L107 224L108 223V221L107 220H105ZM110 223V222H109ZM163 223H166L167 224V222H163ZM172 223V222H171ZM184 223H188L187 221H185ZM198 223V222H197ZM218 223V224H217ZM227 223V222H226ZM10 224V225H9ZM88 224V223H87ZM115 224V223H114ZM118 224H120V223H118ZM189 224H190V222H189ZM200 224V225H201ZM7 225H5V226H7ZM109 225V224H108ZM180 225H177V227H179ZM182 225V226H183ZM4 225H2L1 224V227H0V240H3V242H5L6 241V239H5V233L6 232H8V230H9V228H7V227H3ZM83 226H85V225H83ZM88 226V225H87ZM120 226V225H119ZM119 226H118V228H119ZM188 226V225H187ZM21 227V226H20ZM107 227V226H106ZM115 227H117V226H115ZM129 227H130V225H129ZM160 227V226H159ZM170 227V226H169ZM189 227H191V226H189ZM194 227H197V226H195L194 225ZM199 227H201V226H199ZM209 227V228H208ZM7 228V229H6ZM79 228H81V226L79 227ZM82 228H84V227H82ZM86 228V230H87V227H85ZM156 228V226H153V230H154V234H152V235H147L149 238H150V242H151V245H150V247L149 248H145V246L143 247V245H138L137 246V248L136 249H134V250H136V252H137V254H139V256H138V261H137V263L136 264H172L171 263V259H172V255L173 256H175V254H177L175 251H173L172 253L171 252H169V249L167 248V246L165 245V242H163V241H157V230L155 229ZM171 228V227H170ZM172 228H173V226H172ZM174 228H176L175 226H174ZM55 229V228H54ZM63 229V228H62ZM78 229V228H77ZM88 229H91V228H88ZM120 229V228H119ZM124 229V228H123ZM127 229H128V227H127ZM157 229H159L158 227H157ZM177 229H181L180 227L179 228H177ZM200 229V228H199ZM12 230V229H11ZM27 230V229H26ZM64 230H66V229H63L62 231H61V229H60V232L58 231V232H55V231H49V234L48 233H46V235H47V239L49 238V235L50 236H52L51 237V240H50V242H49V240H48V243H50V245L53 247V248H56L57 250H59L60 251V253L61 254H59V255H61V261L63 262V264H69L68 262H71V263H73L75 260L73 259V257L75 256V250H73V243L72 242H74V239L72 240V241H67L66 239V237H65V235H64ZM68 230V229H67ZM73 230V229H72ZM71 230V231H72ZM79 230V229H78ZM81 230V229H80ZM122 230V229H121ZM28 231H30V230H28ZM74 231V230H73ZM90 231H92V230H90ZM123 231V230H122ZM138 231H142L141 229H139ZM223 231L224 230H222L221 232L223 233ZM20 231H18V233H19ZM24 232H26V231H24ZM23 232V233H24ZM82 232H83V230H82ZM81 232V233H82ZM85 232V231H84ZM87 232V231H86ZM85 232V233H86ZM105 232V231H104ZM104 232H103V238H104ZM110 232V231H109ZM126 232V231H125ZM173 232V231H172ZM80 232H77V234H79ZM84 233V234H85ZM106 233V232H105ZM116 233H118V232H116ZM122 233H124V231L122 232ZM143 233V232H142ZM9 234V233H8ZM8 234H6V235H8ZM25 234V233H24ZM26 234H27V232H26ZM150 234V233H149ZM207 234H208V232H207ZM28 235V234H27ZM167 236H165V241L168 243L169 241H170V237H172V234H166ZM67 236V235H66ZM82 236H83V234H82ZM81 236V237H82ZM100 236V235H99ZM44 237H46L45 235H44ZM98 237V236H97ZM112 237V236H111ZM110 237V238H111ZM205 237H207V236H205ZM230 237V238H231ZM43 238V237H42ZM85 238L86 239H84V240H87L88 238L85 236ZM229 238V239H230ZM233 238V237H232ZM76 239V238H75ZM78 239H79V237H78ZM83 239V238H82ZM81 239V240H82ZM239 239H240V237H239ZM83 240V241H84ZM89 240H92L91 238L89 239ZM108 241H111L112 240V238H111V240H109V238L107 239ZM160 240V239H159ZM241 240V244L239 243V241H237L238 243L237 244H239L240 245V247H242L241 245L243 244V241ZM38 241V240H37ZM78 241V240H77ZM83 241H82V243H83ZM131 241V240H130ZM129 241V242H130ZM227 241V240H226ZM231 241V240H230ZM235 241H236V237H235ZM7 242V241H6ZM25 242H26V239H25ZM29 242V241H28ZM27 242V243H28ZM249 242V241H248ZM81 243V244H82ZM86 243V242H85ZM95 243V242H94ZM93 243V244H94ZM102 243V242H101ZM146 243V242H145ZM174 243V242H173ZM226 244H227V242H225ZM8 245L7 246H9V243H7ZM32 244V243H31ZM78 244V243H77ZM92 244V245H93ZM108 244V243H107ZM229 244V243H228ZM232 244H234V243H232ZM4 245H5V243H4ZM3 245V246H4ZM25 245V244H24ZM27 245V244H26ZM26 245H25V247H26ZM49 245V244H48ZM49 245V246H50ZM83 245V244H82ZM104 245H106V241H105V244ZM104 245H103V247H104ZM175 245V246H176ZM213 245L215 246V247H219V251H218V254L216 255V252H215V248L213 247ZM247 245L248 244H245V246L247 247ZM7 246H6V248H7ZM30 246V245H29ZM88 246V245H87ZM95 246V245H94ZM230 246V245H229ZM244 246V245H243ZM259 246V247H258ZM22 247V246H21ZM106 247V246H105ZM43 248V246L41 247V249ZM77 248H79V247H77ZM76 248V249H77ZM81 248V247H80ZM90 248V247H89ZM88 247L85 249L86 251V257H88V259L84 262L83 261V258H80L79 260H78V262H77V264H104V262L103 261H105V259H102V258H100L99 256H94V254L91 252V251H89L90 249H89ZM117 248V247H116ZM126 248V247H125ZM233 248V247H232ZM245 248V247H244ZM25 249V248H24ZM44 249H46V248H44ZM43 249V250H44ZM99 249H102V248H99ZM98 249V250H99ZM107 248H105L104 250H106ZM121 249V248H120ZM128 249V248H127ZM173 249V248H172ZM234 249V248H233ZM238 249V248H237ZM12 250V249H11ZM116 250V249H115ZM114 250V251H115ZM118 250V252H119V249H117ZM47 251H49L48 249H47ZM107 251V250H106ZM106 251H103V252H106ZM177 251H178V249H177ZM36 252H38V249H37V251ZM45 252V251H44ZM95 252H97V250L95 251ZM117 251H115V253H116ZM117 252V253H118ZM130 252H132V249H131V251ZM129 252V253H130ZM134 253H135V251H133ZM132 252V253H133ZM41 253H42V251H41ZM46 253V252H45ZM108 253V252H107ZM107 253H105V254H107ZM131 253V254H132ZM133 253V254H134ZM7 255V254H6ZM10 255H12V254H10ZM41 254L40 253H38V254H32V251H31V249H25V250H23V251H21V253H19V258L20 259H18V260H16L13 264H19V263H23V264H29V263H31V262H33V263H35V261H37L36 259H39V263L38 264H48V260H49V257L48 256H46L45 258H42L41 256H40ZM83 255V256H84ZM97 255V254H96ZM158 256L159 257V259L157 260V261H155L156 260V258H155V256ZM5 256V255H4ZM54 256V255H53ZM53 256H52V258H53ZM82 256V257H83ZM114 256H115V254H114ZM55 257V256H54ZM110 257V256H109ZM112 257V256H111ZM135 257V255L133 256V259H134V261H135V259L136 258H134ZM248 257V258H249ZM56 258V257H55ZM233 258V259H232ZM12 259V258H11ZM207 259H210V261H208ZM55 260V259H54ZM137 260V259H136ZM192 260H193V258H192ZM194 260H196V259H194ZM10 261V260H9ZM19 261V262H18ZM56 261V260H55ZM54 261V262H55ZM133 261V260H132ZM1 262V261H0ZM58 262V261H57ZM248 262V261H247ZM11 263V262H10ZM56 263V262H55ZM74 263H76V262H74ZM112 264V263H114V261L113 260H109V261H107V263L106 264ZM118 264H131L129 261H127L126 260V257L124 256V254H122V255H119L118 256V262H117ZM133 263V262H132ZM0 264H2V262L0 263ZM57 264V263H56ZM196 264V263H195ZM199 264V263H198Z\"/></svg>","mask_w":264,"mask_h":264}]
</instances>
